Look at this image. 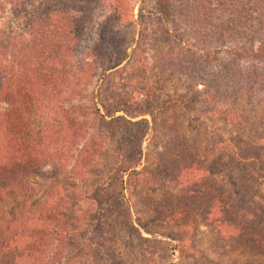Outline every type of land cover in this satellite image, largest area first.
I'll return each instance as SVG.
<instances>
[{
    "label": "rangeland",
    "instance_id": "obj_1",
    "mask_svg": "<svg viewBox=\"0 0 264 264\" xmlns=\"http://www.w3.org/2000/svg\"><path fill=\"white\" fill-rule=\"evenodd\" d=\"M54 1L0 0V34L27 36L32 22L49 9L45 3ZM70 1L76 2L71 4L74 15L83 16L79 0ZM89 1L91 16L76 30L77 45L67 41L77 48L80 58L84 50L101 43L98 25L119 0ZM125 4L119 28L128 52L122 64L126 70L101 81L96 77L89 90L98 89L104 101L113 97V105L129 114L138 113L134 118L124 111L116 114L124 118L121 126L127 127L125 119L135 122L131 125L134 138L125 136V130L116 131L112 140L105 141L101 161L103 171L117 161L122 163L119 167L133 165L137 169L124 176L131 179L127 202L120 198V175L110 174L103 179L106 184L93 186L98 175L82 184L71 179L70 167L60 175L49 165L29 175L31 189L13 197L5 211L41 203L50 192L69 186L70 224L78 227L70 240V255L77 256L72 264H263V213L247 223L251 238L240 242L238 248H221L222 240L205 223L203 210L196 212L176 203L175 198L183 199L182 193L172 182L169 169L176 163L177 150L188 160L228 136L245 138L242 145L248 150L255 138L244 130L245 125L263 131L264 58L243 57L236 51H257L263 44L264 0H125ZM185 47L190 50L187 55L182 52ZM123 52L121 49L118 56ZM242 72L246 82L241 96H248L222 100L232 77ZM233 86L237 87L236 82ZM170 97L187 101L191 114L184 113L181 103L168 105ZM230 105L235 114L228 119L223 113ZM144 111L155 112V117L141 115ZM256 153L261 157V170L256 172L255 184L261 187L263 199V149ZM232 211L243 219L241 211Z\"/></svg>",
    "mask_w": 264,
    "mask_h": 264
},
{
    "label": "trees",
    "instance_id": "obj_2",
    "mask_svg": "<svg viewBox=\"0 0 264 264\" xmlns=\"http://www.w3.org/2000/svg\"><path fill=\"white\" fill-rule=\"evenodd\" d=\"M58 1L45 3L49 9L32 22L27 36L16 32L11 36L0 34V264H72L77 257L70 255L69 249L73 230H78L74 223L70 224L73 215L69 212V186L50 192L41 203L23 204L12 213L5 211L13 197L27 193L32 172L52 165L64 175L70 167L75 182L88 184L92 176L98 175L93 186L106 184L108 181L103 179L110 174L120 175V198L127 202L126 189L131 179L125 180L124 176L137 171L133 165L119 167L121 161L103 171L101 161L104 143L112 140L116 131L125 130V136L134 138L131 125L135 122L125 119L127 127L121 126L124 118L116 114L124 111L134 118L138 113L129 114L113 105V97L104 101L98 89L89 90L96 77L101 81L126 70L122 64L128 52L123 48L125 39L119 28L125 0H119L115 10L98 25L101 43L84 50L81 58L74 46L79 36L76 30L84 18L91 16L92 2L79 0L78 10L84 14L75 16L71 11L75 1ZM72 40L71 46L68 42ZM121 49L124 52L120 57ZM189 51L185 47L182 52L187 55ZM236 53L264 58V42L257 51L240 48ZM138 71L146 73L143 68ZM242 78L244 72L232 77V83L227 85L230 90L220 98L248 96H241L246 82ZM183 101L170 97L166 103H181L188 116L191 112L187 101ZM234 109L230 105L223 114L234 118ZM146 114L155 117V112L141 113ZM256 128L259 127L249 129L245 125L244 130L255 138L248 150L242 145L246 143L242 136L221 137L211 148L200 150L188 160L177 150L176 163L169 170L172 182L182 193L183 199L175 198L176 203L196 212L203 210L205 223L222 240L221 248H238L240 242L251 238L247 223L262 212L264 264V198L260 196L261 187L255 184L256 172L261 170V157L256 152L263 149L264 159V66L263 131ZM136 164L140 165L139 161ZM232 208L241 211L243 219ZM84 221L76 223L82 226Z\"/></svg>",
    "mask_w": 264,
    "mask_h": 264
}]
</instances>
